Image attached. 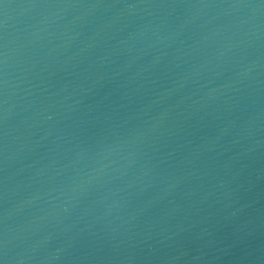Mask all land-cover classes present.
Returning a JSON list of instances; mask_svg holds the SVG:
<instances>
[{
  "label": "water",
  "instance_id": "water-1",
  "mask_svg": "<svg viewBox=\"0 0 264 264\" xmlns=\"http://www.w3.org/2000/svg\"><path fill=\"white\" fill-rule=\"evenodd\" d=\"M0 264H264V0H66L0 68Z\"/></svg>",
  "mask_w": 264,
  "mask_h": 264
}]
</instances>
